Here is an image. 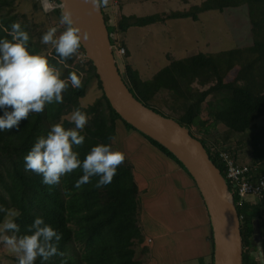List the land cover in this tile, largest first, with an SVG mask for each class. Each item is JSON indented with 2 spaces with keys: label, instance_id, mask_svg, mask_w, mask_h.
Returning <instances> with one entry per match:
<instances>
[{
  "label": "trees",
  "instance_id": "1",
  "mask_svg": "<svg viewBox=\"0 0 264 264\" xmlns=\"http://www.w3.org/2000/svg\"><path fill=\"white\" fill-rule=\"evenodd\" d=\"M49 1L60 4L59 0ZM14 2L15 0H0V39L11 40L5 29L10 31L13 22H20L29 33L28 49L31 54L48 58L51 64L60 69L61 78H67L72 71L84 72L85 75L83 86L79 89H73L69 82L68 91L63 94V103L49 104L44 113L30 114L27 120L20 122L18 128L0 132V206L20 210L22 215L16 220L20 225V235L30 234L26 229L37 217H43L45 223L62 233L59 250L65 255L53 256L45 264H145L148 250L141 247L143 235L138 219L140 195L129 161L125 160L118 167L113 181L101 188L95 187L98 177H93L91 183L76 188L75 184L83 174L79 169L62 177L60 185L54 187L44 185L42 176L25 171L24 157L37 138L45 136L56 123L62 124L65 129L74 128V124L65 117L77 108L91 116L89 124L81 133L85 136L84 144L75 149L81 160L93 146L112 143L108 137H116L118 124L126 130L139 131L123 121L111 108L92 63L88 59L79 63L76 57L66 62L67 68L57 63L58 57L54 49L40 42L44 33L36 32L35 23L13 12ZM241 7L246 8L251 45L224 52L214 59L198 53L181 60H169V64L148 81H142L137 71L126 63L122 79L134 97L147 107L152 108L151 103L157 100L165 104L176 103L179 115L174 120L188 129L193 137L197 138L192 133V128L206 136L197 139L204 144L211 161L222 175L224 166L210 149L225 146L219 145L222 143L218 138L209 136L220 124L225 126L227 133L234 136V148L229 150L235 154L236 150L249 147L250 161L243 162L264 175V0H203L187 10L161 16L123 15L117 23V30L121 36L129 27H145L175 19L196 22L201 13L223 12ZM32 8L42 12L37 0ZM42 15L45 19L53 18L59 22L61 10L56 7L49 13L42 12ZM104 20L107 22V18L104 17ZM108 28L111 29L109 33L116 31L113 27ZM64 30L61 25L59 31ZM79 51L83 52L82 48ZM92 82L101 95L91 104L82 106L80 100ZM162 94L166 96L162 97ZM205 103L208 105L203 108ZM203 110L206 112V120L201 118ZM0 115H3V110H0ZM258 120H261L260 125H256ZM252 131L253 134L248 135ZM139 133L153 148L176 162L191 178L171 152L145 134ZM191 180L193 181L192 178ZM226 184L229 189L232 188L229 182L226 181ZM236 211L240 222L243 264H261L257 255L258 237L261 238L264 264V226L261 224L264 221V200L260 204L236 207ZM3 219L4 214L0 213V222ZM210 240V264H213L211 228ZM137 255L143 257L137 258ZM13 260L18 264L16 258ZM36 264H41L39 259Z\"/></svg>",
  "mask_w": 264,
  "mask_h": 264
},
{
  "label": "clouds",
  "instance_id": "2",
  "mask_svg": "<svg viewBox=\"0 0 264 264\" xmlns=\"http://www.w3.org/2000/svg\"><path fill=\"white\" fill-rule=\"evenodd\" d=\"M84 3L91 5V15L107 7L109 0H84ZM59 24L64 26L63 32L57 35L58 27H49L40 42L51 46L58 57L57 63L67 68L66 62L81 48V29L74 26L73 13L66 8ZM10 29L5 30L11 40L0 39V110H3L0 132L18 128L30 114L44 113L49 104L63 103L69 82L73 89H79L85 75L72 71L67 78H61L60 69L48 58L30 53V36L20 22H13ZM88 39V33L84 32L83 40ZM90 119V115L77 108L70 114L74 128L65 129L60 123L52 125L45 136L37 138L24 157L25 171L42 176V183L49 187L59 186L62 177L77 169L83 174L76 182V188L91 183L93 177H98L96 188L109 185L118 167L125 162L126 155L112 149L116 137L109 136L112 143L93 146L81 160L75 149L83 146L85 136L81 133ZM0 213L4 214L0 222V244L14 255L18 264H36L37 259L45 264L53 256L65 255L59 250L62 233L45 223L43 217L35 218L27 227L26 232L30 234L20 235V225L16 223L22 215L20 210L0 206Z\"/></svg>",
  "mask_w": 264,
  "mask_h": 264
},
{
  "label": "rangeland",
  "instance_id": "3",
  "mask_svg": "<svg viewBox=\"0 0 264 264\" xmlns=\"http://www.w3.org/2000/svg\"><path fill=\"white\" fill-rule=\"evenodd\" d=\"M35 1L36 0H15L13 12L17 16L26 17L27 20L35 23L37 25L36 32L44 33L49 27H58L57 35H59L61 33L59 31L61 27L59 22L53 20V18L45 19L42 12H46L42 6V12L34 11L32 4ZM37 1L40 2L41 0ZM201 1L203 0H117L118 5L114 9L116 13L114 19L117 24L123 16L121 12L135 17H146L151 15L161 16L173 11L187 10L191 6L199 4ZM50 4L52 7L56 5L51 2ZM107 30L108 32L111 31L110 28ZM251 43L250 25L245 7H241L240 9H226L223 12L209 11L199 14L198 21L196 22L190 19H175L156 22L145 27L134 26L125 36V44L130 52V61L127 60L128 56L126 53L122 59L115 56L116 66L120 75L124 76V66L126 63H129L131 68L137 71L142 81H148L158 71L166 67L169 64V60H181L198 53H202L214 59L224 52L247 47L251 45ZM100 95L101 92L96 84L92 82L85 96L80 100L81 105L87 106L91 104ZM161 96L165 97L166 95L162 94ZM207 105L208 103H205L203 108ZM151 107L173 119H176L179 115L176 109V103L174 102L165 104L157 100L151 103ZM70 114L65 118L70 120ZM201 118L202 120L207 119L204 110L202 111ZM260 124L261 120L256 121V125ZM191 131L197 138L203 139L206 137L196 128H192ZM252 134L253 131L249 133V135ZM209 136L218 138L220 143H222L219 145L225 146L228 149L234 148V136L227 133L226 128L222 124L218 125L216 130L209 134ZM112 145L114 151L125 153L126 160L130 162L134 171L138 172L145 180L152 179V177L158 175V172L164 170L162 162L156 159L155 148H153L137 131H118L116 141L112 143ZM249 153V147L240 148L235 151L236 157L241 162L250 161ZM157 161L160 163L161 167L156 166ZM148 165H152L150 169L152 173L149 171ZM163 181L162 179L152 181L148 185L150 189L143 199L153 205L152 201L161 194L162 200L157 202L159 208L164 214L172 215L171 209L169 208L170 205L167 203V198L170 197L172 192L173 194L175 193V189L174 191L172 189L169 190L164 185L165 183ZM140 189L142 190V188ZM141 194L142 191H139L140 196ZM252 200V198H248V201ZM142 209L143 206H141L140 201L139 225ZM150 221L151 218H149V222ZM261 224L264 226V221H262ZM156 230V225L152 227V230L143 229V241L149 236L154 239L153 243L148 245L150 251L154 249L155 244L160 242L154 238L157 233ZM142 246L143 243L141 247ZM147 253L145 257H147ZM142 257L143 256H141V258ZM137 258H139V255H137ZM13 259H15L14 255L0 244V264H16ZM150 261L152 262L153 259L151 258Z\"/></svg>",
  "mask_w": 264,
  "mask_h": 264
},
{
  "label": "water",
  "instance_id": "4",
  "mask_svg": "<svg viewBox=\"0 0 264 264\" xmlns=\"http://www.w3.org/2000/svg\"><path fill=\"white\" fill-rule=\"evenodd\" d=\"M44 1L50 4L49 0H41V5ZM59 1L61 14L65 8L71 10L74 26L81 29V48L95 68L111 108L123 121L171 152L193 179L210 221L213 264H243L239 217L228 198V185L204 144L174 119L145 106L130 92L116 66L101 10L90 15L91 5L84 0ZM84 32L89 36L86 42ZM260 240L258 237L257 255L263 264Z\"/></svg>",
  "mask_w": 264,
  "mask_h": 264
},
{
  "label": "crops",
  "instance_id": "5",
  "mask_svg": "<svg viewBox=\"0 0 264 264\" xmlns=\"http://www.w3.org/2000/svg\"><path fill=\"white\" fill-rule=\"evenodd\" d=\"M121 14L125 17L130 16L122 12ZM131 28L133 27L127 28L126 32L121 34V42L129 61L130 52L125 44V36ZM123 130L129 131L118 124L117 132ZM155 155L156 159L164 165V170L157 171V176L145 180L133 169L138 189L142 191L140 196L141 206H143L140 214L142 233L144 228L152 230V227L156 225L157 233L154 238L160 241L155 244L152 251L149 250L148 245L153 243V237L149 236L144 240L145 242L143 241V247L148 250L146 264H210L212 255L210 221L196 186L176 162L156 149ZM158 161L156 166L161 167ZM148 168L151 172L152 165H148ZM159 179L164 180V185L169 190L174 191L175 189V193H169L170 197L167 198L172 215L164 214L159 208L157 202L162 200L161 194L152 201L153 205L143 199L150 189L148 185ZM149 218H151L150 222ZM151 258L153 259L152 262L150 261Z\"/></svg>",
  "mask_w": 264,
  "mask_h": 264
},
{
  "label": "built area",
  "instance_id": "6",
  "mask_svg": "<svg viewBox=\"0 0 264 264\" xmlns=\"http://www.w3.org/2000/svg\"><path fill=\"white\" fill-rule=\"evenodd\" d=\"M46 9L44 4L42 8L46 13L57 7ZM117 0H110L107 7L102 8L103 17L107 18L106 26L115 28V32L109 33L110 47L116 63L115 56L122 57L125 55V48L121 42V36L117 30V24L115 23V11L117 7ZM76 61L82 63L87 59L84 52L79 51L75 56ZM230 149V148H229ZM227 147H211L210 151L216 153L218 159L224 166L223 178L225 182H229L232 188H228V198L234 204L235 208H243L246 205L260 204L264 200V175H260L256 168H252L250 164L241 162L238 160L235 154H233ZM210 155V153H208ZM248 198H252V201H248ZM264 239V235L262 237Z\"/></svg>",
  "mask_w": 264,
  "mask_h": 264
},
{
  "label": "bare ground",
  "instance_id": "7",
  "mask_svg": "<svg viewBox=\"0 0 264 264\" xmlns=\"http://www.w3.org/2000/svg\"><path fill=\"white\" fill-rule=\"evenodd\" d=\"M43 4H44L46 9H50V7H49L50 5L48 6V3L46 1H44Z\"/></svg>",
  "mask_w": 264,
  "mask_h": 264
}]
</instances>
